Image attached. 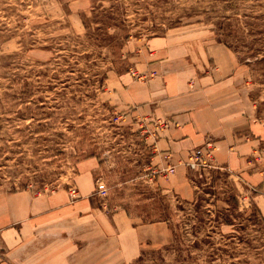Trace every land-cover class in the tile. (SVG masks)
Here are the masks:
<instances>
[{"label":"rangeland","instance_id":"374dc122","mask_svg":"<svg viewBox=\"0 0 264 264\" xmlns=\"http://www.w3.org/2000/svg\"><path fill=\"white\" fill-rule=\"evenodd\" d=\"M176 34L236 54L247 67L245 107L264 125V0H0V189L68 192L88 158L97 162L94 188H107L105 197H91L99 211L96 245L82 239L66 264H264V218L253 199L264 195V140L252 157L263 177L259 194L238 185L239 193L211 145L210 167L182 163L187 199L170 190L178 172L156 164L146 139L163 126L142 121L107 90L110 79L132 69L143 78L145 55L162 49L148 42ZM161 54L155 61L168 57ZM118 212L136 224L165 223V244L134 245L131 235L123 261L107 257L101 224ZM71 240L59 243L70 248ZM32 243L42 253L58 241L40 232Z\"/></svg>","mask_w":264,"mask_h":264},{"label":"crops","instance_id":"0c3cea01","mask_svg":"<svg viewBox=\"0 0 264 264\" xmlns=\"http://www.w3.org/2000/svg\"><path fill=\"white\" fill-rule=\"evenodd\" d=\"M154 44L162 49L145 55L140 64L143 78L138 76V69H132L127 75L110 79L107 90L112 97L119 96L122 104L133 114L137 112L142 121L154 120L160 124L158 127L163 126L162 132L146 139L153 141L156 164L162 168L175 165L178 178L171 177L170 190L181 195L184 192L190 198L182 163L195 148L210 142L215 163L234 174L239 193L243 190L259 194L263 177L252 169V157L260 152L264 125L245 107L247 67L224 44L204 37L166 35L148 42ZM161 53L168 57L155 61ZM175 66L178 69H172ZM96 167L93 158L78 164L74 201L65 190L42 195L0 189V264H66L67 252H78L80 242L85 240L91 249L96 245L97 238L93 237L99 234L95 235L93 229L100 226L99 211L91 203ZM253 199L264 218V195ZM102 221L100 250L122 261L130 250L127 244L131 235L134 245L154 247L164 245L168 235L165 223L136 224L121 212ZM40 232L52 235V242L58 241L56 247L40 253L32 243ZM67 237L74 238L70 248L67 241L59 243ZM53 252L58 253L57 258L50 261Z\"/></svg>","mask_w":264,"mask_h":264},{"label":"built area","instance_id":"2783aa9c","mask_svg":"<svg viewBox=\"0 0 264 264\" xmlns=\"http://www.w3.org/2000/svg\"><path fill=\"white\" fill-rule=\"evenodd\" d=\"M160 124L158 123L157 126ZM212 144L210 142H207L204 146L199 147L187 156V160L183 163L184 166L187 167L189 170H194L199 167L205 168L210 167L209 162L212 160L211 154H210V146ZM175 170V166H168L166 171L169 173H173ZM165 171V170H164ZM94 193L98 195L99 197H105L107 195V188L105 184L103 183H97V186L95 188ZM68 194L72 201L77 199V193L74 188H71L68 190Z\"/></svg>","mask_w":264,"mask_h":264}]
</instances>
